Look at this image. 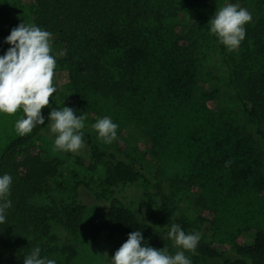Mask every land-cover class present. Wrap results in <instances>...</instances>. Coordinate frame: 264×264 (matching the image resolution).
Instances as JSON below:
<instances>
[{
	"label": "trees",
	"instance_id": "obj_1",
	"mask_svg": "<svg viewBox=\"0 0 264 264\" xmlns=\"http://www.w3.org/2000/svg\"><path fill=\"white\" fill-rule=\"evenodd\" d=\"M12 1L0 0V45L8 44L5 40L11 30L22 22L49 31L56 43L64 44L63 62L74 72L70 74L74 89L84 85L80 91L84 99L97 95L110 100L124 115L149 127L155 134V149L164 154L163 165L170 161L167 151L171 157L176 155L167 150L164 136L184 118L190 122L181 130L191 131L185 134V150L210 198L222 197V203L228 195L246 188L243 182L251 177V162L231 114L235 105L241 106L264 149V27H248L239 48L229 51L210 33L212 17L192 12L202 0H186L189 15L195 14L192 22L180 17L179 0H29V5L18 7ZM211 4L215 5L214 0ZM207 42L219 53L236 99L219 109L210 105L209 95L194 97L192 93L193 88L199 91V82L209 75V56L201 52L208 47ZM78 75L84 78L81 83ZM53 108L60 110L52 95L49 106L41 110L46 116L44 125L18 135L0 153V176L12 177L11 207L0 224V264H23L36 247L41 249L42 258L56 264H69L74 256L70 245L59 250L51 222L76 233L83 206L72 202L52 208L33 202L48 193L49 183L58 173L56 159L45 161L31 148L49 123ZM81 131L90 158L107 168L104 183L134 187L146 206L142 219L114 198L92 228L95 244L109 241L117 233L127 241L130 233L140 231L143 244L158 250L165 247L170 255L184 251L191 264H264L262 230L254 232L249 244L236 246L232 255L200 240L194 252L175 246L167 236L171 226L176 224L189 232L187 225L160 215L159 198L164 200L160 187L152 184L142 168L100 149L84 128ZM59 253L63 260L58 259Z\"/></svg>",
	"mask_w": 264,
	"mask_h": 264
},
{
	"label": "rangeland",
	"instance_id": "obj_2",
	"mask_svg": "<svg viewBox=\"0 0 264 264\" xmlns=\"http://www.w3.org/2000/svg\"><path fill=\"white\" fill-rule=\"evenodd\" d=\"M202 1L192 12L198 10V13L210 18L221 7L228 5L221 2L222 0H214L215 5L211 4L213 0ZM12 3L18 7L30 1L13 0ZM179 3L182 5L180 12L182 20L185 22L195 20V14L189 15L191 9H186V0H179ZM238 5L247 9L252 15L251 22L244 26L245 30L257 25L264 27V0H245ZM51 44V55L57 61L53 78V85L57 91L53 97L58 108L62 110L64 106L70 107L77 116L86 114L84 130L100 149L145 171L152 184L159 186L164 196V200L159 198L161 216L177 224L187 225L189 234H200V241L228 255L233 254L236 246L249 244L255 231H264V149L254 126L240 105L232 108L231 122L238 127L236 134L248 149L251 162L248 173L251 177L243 182L246 183V188H240L236 193L228 195L221 203L222 197L210 198L206 187L197 177L198 173L191 166L188 151L185 150L188 145L185 134H190L191 131L181 130V127L190 121L181 119L177 127L164 136L167 150H173L176 155L171 157V152L167 151L170 161L165 160L166 163L163 165L162 157L163 159L165 157L155 149L156 138L153 131L143 123L124 115L110 100L97 95H88L84 99L80 92L84 85H79L77 91L74 89L70 79V74L74 72L63 62L64 55H58L64 53V44L56 43L55 37H51ZM207 46L203 47L201 52L205 57H210H208L210 66L206 68L209 75H205L199 82L197 87L199 91L193 88L192 93L194 97L201 94L209 95L210 105L213 109H219L222 104L232 103L236 99L219 53L212 42H207ZM9 47H11L9 44L0 45V56H3ZM249 48L254 49L250 43ZM200 55L199 52L197 56ZM233 59L236 60L237 56ZM77 78L80 83L84 80L79 75ZM22 114V110L12 116L0 113V153L12 139L18 136L14 124ZM41 114L45 119L43 111ZM105 116L110 117L118 125L117 137L111 143H104L92 128V124ZM188 119L190 120V117ZM54 139L55 135L50 132L47 125L43 133L31 144V148L43 160L58 161V173L50 181L48 193L33 202L52 208L72 202L83 206V215L76 233L68 232L56 222H51L52 234L57 239L58 248L60 250L66 245L73 247L75 253L69 264H111L110 259L126 239L121 233H117L111 240L95 244L91 239L92 228L114 198L130 207L142 219L145 217L146 206L134 187L107 186L104 183L106 166L91 159L85 146L78 153L53 151ZM192 156L194 158L195 153ZM58 259L63 260V255L60 254Z\"/></svg>",
	"mask_w": 264,
	"mask_h": 264
},
{
	"label": "clouds",
	"instance_id": "obj_3",
	"mask_svg": "<svg viewBox=\"0 0 264 264\" xmlns=\"http://www.w3.org/2000/svg\"><path fill=\"white\" fill-rule=\"evenodd\" d=\"M252 20L249 11L238 4H228L215 12L209 20L210 33L229 51L239 47L246 35L245 25ZM52 33L34 24L20 23L13 28L5 42L11 45L0 56V113L12 116L22 110V116L15 121L18 135L24 136L37 125H44L41 110L50 104V98L57 91L53 85L56 59L52 52ZM59 53L58 55H65ZM87 115L77 116L75 111L64 106L62 110L53 108L47 124L55 135L53 151L61 150L78 153L84 147V121ZM92 128L104 143H111L117 137L118 125L110 117L99 118ZM9 174L0 176V224L5 222L6 210L11 207ZM167 236L174 245L194 252L200 234H186L179 225L173 224ZM140 231L129 234L126 242L110 259L111 264H191L184 251L174 255L167 248L155 249L143 244ZM41 249L34 248L24 258L23 264H56L55 260L42 258Z\"/></svg>",
	"mask_w": 264,
	"mask_h": 264
}]
</instances>
